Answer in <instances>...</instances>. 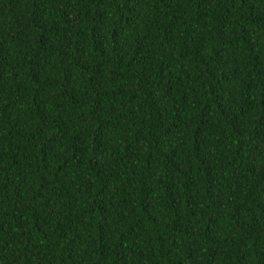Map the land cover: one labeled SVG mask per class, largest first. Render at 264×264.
Here are the masks:
<instances>
[{"label":"trees","instance_id":"obj_1","mask_svg":"<svg viewBox=\"0 0 264 264\" xmlns=\"http://www.w3.org/2000/svg\"><path fill=\"white\" fill-rule=\"evenodd\" d=\"M0 264H264V0H0Z\"/></svg>","mask_w":264,"mask_h":264}]
</instances>
